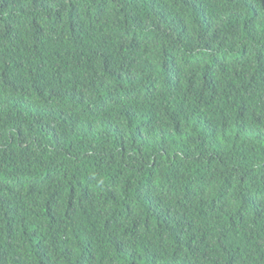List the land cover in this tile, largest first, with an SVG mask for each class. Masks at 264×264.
Listing matches in <instances>:
<instances>
[{
	"label": "trees",
	"instance_id": "16d2710c",
	"mask_svg": "<svg viewBox=\"0 0 264 264\" xmlns=\"http://www.w3.org/2000/svg\"><path fill=\"white\" fill-rule=\"evenodd\" d=\"M0 264H264V0H0Z\"/></svg>",
	"mask_w": 264,
	"mask_h": 264
}]
</instances>
